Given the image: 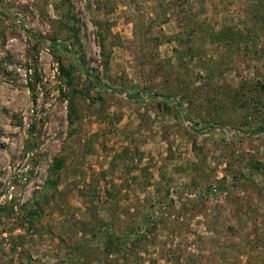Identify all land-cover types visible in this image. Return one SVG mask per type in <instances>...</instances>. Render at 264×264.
I'll list each match as a JSON object with an SVG mask.
<instances>
[{
    "label": "rangeland",
    "instance_id": "rangeland-1",
    "mask_svg": "<svg viewBox=\"0 0 264 264\" xmlns=\"http://www.w3.org/2000/svg\"><path fill=\"white\" fill-rule=\"evenodd\" d=\"M0 264H264V0H0Z\"/></svg>",
    "mask_w": 264,
    "mask_h": 264
},
{
    "label": "trees",
    "instance_id": "trees-1",
    "mask_svg": "<svg viewBox=\"0 0 264 264\" xmlns=\"http://www.w3.org/2000/svg\"><path fill=\"white\" fill-rule=\"evenodd\" d=\"M59 63H60V62H59ZM58 72H59L60 75H62V76H67L68 73H69V70H68V69H67L62 63H60V65H59V71H58ZM84 72H85L87 75H89L90 77H92L93 80H94L95 82L100 83L99 78H98L97 76H93V74H91L87 69L84 68ZM103 86L108 87V86H106V84H103ZM109 89L112 90V91H118L116 88H110V87H109ZM57 165H58V164H57Z\"/></svg>",
    "mask_w": 264,
    "mask_h": 264
}]
</instances>
